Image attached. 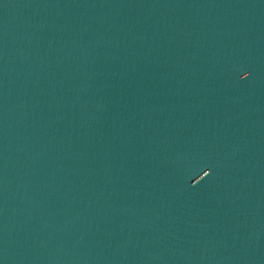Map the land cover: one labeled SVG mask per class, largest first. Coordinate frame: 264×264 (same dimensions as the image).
Here are the masks:
<instances>
[{"label": "water", "instance_id": "obj_1", "mask_svg": "<svg viewBox=\"0 0 264 264\" xmlns=\"http://www.w3.org/2000/svg\"><path fill=\"white\" fill-rule=\"evenodd\" d=\"M0 264H264V0H0Z\"/></svg>", "mask_w": 264, "mask_h": 264}]
</instances>
